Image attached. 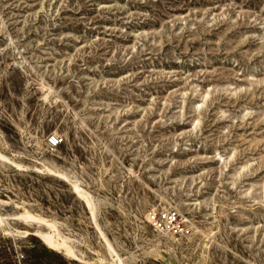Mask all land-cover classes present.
Here are the masks:
<instances>
[{"label": "rangeland", "instance_id": "374dc122", "mask_svg": "<svg viewBox=\"0 0 264 264\" xmlns=\"http://www.w3.org/2000/svg\"><path fill=\"white\" fill-rule=\"evenodd\" d=\"M0 151V264H82L23 207L103 250L42 162L137 264H264V0H0Z\"/></svg>", "mask_w": 264, "mask_h": 264}, {"label": "bare ground", "instance_id": "6f19581e", "mask_svg": "<svg viewBox=\"0 0 264 264\" xmlns=\"http://www.w3.org/2000/svg\"><path fill=\"white\" fill-rule=\"evenodd\" d=\"M44 87H45V84L42 83L41 89H43ZM43 94H44L43 98L46 99L49 92L47 94L45 93ZM53 134L57 135L58 131H54ZM54 146L57 147L58 145H54ZM0 160L2 162H8L9 164L13 165L19 170H23L25 168L27 169L29 167L28 165H24L20 163L19 161H16L15 159L11 158L10 156L4 154L1 151H0ZM32 168L33 170H36L38 172L57 175L60 178L66 180L70 184L76 196L84 202L86 209L88 210L89 216L91 217L90 219L93 221V224H94L93 226H95L94 228L97 231V236L99 238V241L101 242L103 250L94 251L92 249L94 251V255L92 257H87L86 254L82 250H80L81 248L79 249L77 247L76 240L72 238L70 235H66L63 231L59 229L60 226L57 225L58 221L56 222L55 220H52L50 218H46L39 214L30 212L28 209L23 207V211L18 214V217L19 218L21 217V219L23 218L24 220L35 221L36 223L41 225V227H37L36 229L35 228L33 229L34 230L33 234H35L45 246L60 253L66 258L77 260L82 264H137L135 262L136 257H137L135 253L130 250L125 253L122 252V250H125V249H122L118 243L110 239L106 235L104 230L100 227V224L98 223L97 218H96L97 205L94 200V196L91 194L90 191H88L86 188L81 186L78 179H76L73 176L67 175L64 171L60 170L55 165H52L51 163H48V162H42L38 166L33 165ZM1 216L3 217V214ZM4 216H7V215H4ZM2 217H0V229L4 233H7L8 230L4 224L5 222L3 223L2 221ZM149 218L150 216L146 215V219L149 220ZM8 225H9V222H8ZM20 232L21 234L22 233L24 234L28 231L23 230ZM171 239L173 238L171 237ZM157 240L160 241L159 239ZM203 248L205 249L204 258L207 259V261H209V259L211 258L209 250L206 246H203ZM208 264H214V263L209 262Z\"/></svg>", "mask_w": 264, "mask_h": 264}, {"label": "built area", "instance_id": "2783aa9c", "mask_svg": "<svg viewBox=\"0 0 264 264\" xmlns=\"http://www.w3.org/2000/svg\"><path fill=\"white\" fill-rule=\"evenodd\" d=\"M60 141H61V139L57 135L53 134V135L49 136V143L51 145H57V144H59Z\"/></svg>", "mask_w": 264, "mask_h": 264}]
</instances>
